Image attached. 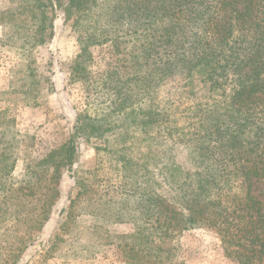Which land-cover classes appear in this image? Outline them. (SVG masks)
I'll use <instances>...</instances> for the list:
<instances>
[{"label": "rangeland", "instance_id": "374dc122", "mask_svg": "<svg viewBox=\"0 0 264 264\" xmlns=\"http://www.w3.org/2000/svg\"><path fill=\"white\" fill-rule=\"evenodd\" d=\"M133 1L104 0L79 24L58 9L54 37L44 45L0 20V264H127L122 250L134 243L128 237L145 232L151 217L146 200L155 191L173 196L167 177L174 170L196 172V146L183 141L201 131L195 112L213 106L202 89L195 95L179 79L170 80L135 102L143 112L154 107L165 113L172 136L141 133L128 127L138 115L123 119L112 112L121 103L118 87L135 89L132 101L137 99V83L117 81L127 73L119 59L136 54L140 39H146L142 29L135 35L137 22L115 21ZM21 4L0 0V12ZM82 48L91 57L83 63L86 70L73 73ZM84 114L126 127H114L102 140L75 138L76 163L63 173L60 197L38 233V217L53 187L52 169L41 161L75 135ZM252 193L264 203V179L254 181ZM161 246L165 258L171 255L169 264H239L206 227L184 231Z\"/></svg>", "mask_w": 264, "mask_h": 264}, {"label": "trees", "instance_id": "16d2710c", "mask_svg": "<svg viewBox=\"0 0 264 264\" xmlns=\"http://www.w3.org/2000/svg\"><path fill=\"white\" fill-rule=\"evenodd\" d=\"M103 1L22 0L15 9L1 11L0 20L29 31L30 42L44 45L54 37L56 10L63 9L67 20L75 17L79 24ZM124 20L137 22L135 35L142 29L147 40L140 39L136 54L119 59L127 73L117 81L137 83L138 93L132 101L135 89L118 87L115 94L121 103L114 114L123 119L138 115L128 127H138L141 133L172 136L165 113L154 107L143 112L134 104L148 98L151 88L177 79L195 95L202 89L213 106L195 112L201 131L183 141L196 146V172L174 170L167 177L173 196L155 191L146 200L151 216L147 230L128 237L134 243L125 244L123 258L127 264H169L171 255L165 258L168 252L161 245L184 231L206 227L220 236L228 258L239 264H264V203L252 193L254 181L264 179V0H135L125 3L115 21ZM159 21L163 23L158 27ZM90 57L82 48L73 73L87 68L83 63ZM28 70V76L35 72L31 66ZM123 125L101 124L99 118L81 115L75 135L41 161L52 169L53 187L38 217V233L60 197L63 173L76 163L75 138L102 140ZM70 215L69 211L68 219Z\"/></svg>", "mask_w": 264, "mask_h": 264}]
</instances>
